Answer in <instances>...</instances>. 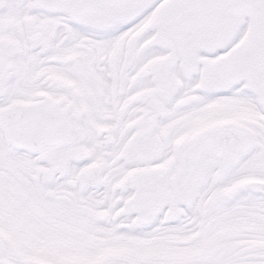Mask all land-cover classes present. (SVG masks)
Segmentation results:
<instances>
[{"label": "snow or ice", "instance_id": "1", "mask_svg": "<svg viewBox=\"0 0 264 264\" xmlns=\"http://www.w3.org/2000/svg\"><path fill=\"white\" fill-rule=\"evenodd\" d=\"M0 264H264V0H0Z\"/></svg>", "mask_w": 264, "mask_h": 264}]
</instances>
